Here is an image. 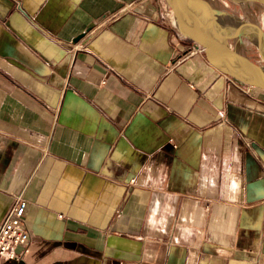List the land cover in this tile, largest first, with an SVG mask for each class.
Segmentation results:
<instances>
[{"label": "crops", "instance_id": "1", "mask_svg": "<svg viewBox=\"0 0 264 264\" xmlns=\"http://www.w3.org/2000/svg\"><path fill=\"white\" fill-rule=\"evenodd\" d=\"M245 86L165 0H0V223L22 196L20 264H264V92Z\"/></svg>", "mask_w": 264, "mask_h": 264}, {"label": "water", "instance_id": "2", "mask_svg": "<svg viewBox=\"0 0 264 264\" xmlns=\"http://www.w3.org/2000/svg\"><path fill=\"white\" fill-rule=\"evenodd\" d=\"M165 1L170 8L176 30L200 46L211 65L224 75L264 92V69L251 62L243 53L237 40L242 33L236 32L233 25H241L244 30L253 27L258 31L259 39L264 38L258 26L214 7L210 0ZM237 1L264 8V0ZM88 31L89 29L77 36L74 42L82 39Z\"/></svg>", "mask_w": 264, "mask_h": 264}, {"label": "built area", "instance_id": "3", "mask_svg": "<svg viewBox=\"0 0 264 264\" xmlns=\"http://www.w3.org/2000/svg\"><path fill=\"white\" fill-rule=\"evenodd\" d=\"M244 90L248 92L250 87L245 86ZM26 207L25 199L17 196L0 223V264L22 262L29 243L28 231L23 221Z\"/></svg>", "mask_w": 264, "mask_h": 264}, {"label": "rangeland", "instance_id": "4", "mask_svg": "<svg viewBox=\"0 0 264 264\" xmlns=\"http://www.w3.org/2000/svg\"><path fill=\"white\" fill-rule=\"evenodd\" d=\"M214 3H219L220 8L228 9L242 15V20H246L258 26L264 35V8L253 3L238 1L236 3L230 0H213ZM224 3L228 4L226 7ZM248 8L247 10L245 8ZM237 31V30H236ZM238 32L242 34L237 40L240 43L243 53L250 59L251 62L264 69V38L259 39L258 31L253 27L240 28ZM258 42L260 45H258Z\"/></svg>", "mask_w": 264, "mask_h": 264}, {"label": "bare ground", "instance_id": "5", "mask_svg": "<svg viewBox=\"0 0 264 264\" xmlns=\"http://www.w3.org/2000/svg\"><path fill=\"white\" fill-rule=\"evenodd\" d=\"M233 26H234V29H236V30H239L240 28H242L241 25H233Z\"/></svg>", "mask_w": 264, "mask_h": 264}]
</instances>
